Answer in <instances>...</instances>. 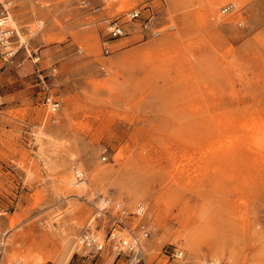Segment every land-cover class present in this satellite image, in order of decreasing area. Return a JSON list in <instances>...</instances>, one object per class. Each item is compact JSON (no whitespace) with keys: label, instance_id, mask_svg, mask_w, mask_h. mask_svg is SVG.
I'll list each match as a JSON object with an SVG mask.
<instances>
[{"label":"rangeland","instance_id":"374dc122","mask_svg":"<svg viewBox=\"0 0 264 264\" xmlns=\"http://www.w3.org/2000/svg\"><path fill=\"white\" fill-rule=\"evenodd\" d=\"M3 7L0 264H128L115 226L146 264H264V0Z\"/></svg>","mask_w":264,"mask_h":264},{"label":"built area","instance_id":"2783aa9c","mask_svg":"<svg viewBox=\"0 0 264 264\" xmlns=\"http://www.w3.org/2000/svg\"><path fill=\"white\" fill-rule=\"evenodd\" d=\"M116 1V0H114ZM233 8V5H228L223 9V12H228ZM128 16H130V19H136L138 20L141 17V11L133 9L129 12ZM8 20V14L6 8H2L0 11V37L2 41L8 39L9 34H5L6 32L9 33L11 30H2V25L6 23ZM151 20L145 19L142 25L147 28L150 24ZM109 33L110 36L107 39L108 41L105 42L106 51H110L109 40L117 39L125 35V29L119 22H113V24L109 27ZM49 102V99H48ZM53 110L57 109L59 107V102L55 101L52 103ZM5 106V100L4 95L0 91V112L2 111L3 107ZM75 178L79 181H82L84 176L83 172L76 168L75 170ZM143 213L142 208L139 209L138 214ZM121 222H119L120 224ZM142 228V235L144 238L149 237L150 231L148 230V225L146 223H143L141 225ZM108 237L106 239L108 242H110V247L113 251L117 252L118 254H126L128 257V264H146L144 260V255L142 253V240L140 237H137L136 235H132L131 239H127L124 236H122L121 232L117 230V227L115 226L109 233ZM81 244L84 247L87 248H93L97 251H102L105 248V245L97 240L96 237H94V234H92L90 231L85 232L81 236ZM172 256L174 258H181L183 256V251L175 248Z\"/></svg>","mask_w":264,"mask_h":264},{"label":"bare ground","instance_id":"6f19581e","mask_svg":"<svg viewBox=\"0 0 264 264\" xmlns=\"http://www.w3.org/2000/svg\"><path fill=\"white\" fill-rule=\"evenodd\" d=\"M8 22L10 21V22H12V18H10V17H8V20H7ZM3 30V29H2ZM3 31H6V30H3ZM5 34H9L8 32H6ZM4 100H5V98H4ZM3 110V109H2ZM79 169V168H78ZM75 170H76V168H75ZM75 170H74V174H75ZM79 170H81V169H79ZM82 171V170H81ZM83 172V176L85 177V175H84V171H82ZM68 181V183L71 185V187H72V184H73V193H77L76 195H78V194H80L82 191H84V189H86V186H87V182H86V180L83 178V180L82 181H79V180H77L76 178L74 179V178H70V180L68 179L67 180ZM75 195V194H74ZM106 200V199H105ZM104 203H108V201H103ZM142 207V206H141ZM143 208V207H142ZM98 209H100V208H98ZM102 209V208H101ZM122 236H124V235H122ZM96 237V236H95ZM125 238H127V239H131L132 237L131 236H124ZM97 238V237H96ZM140 239H141V237H140ZM81 240V239H80ZM98 240V239H97ZM81 242V241H80Z\"/></svg>","mask_w":264,"mask_h":264}]
</instances>
